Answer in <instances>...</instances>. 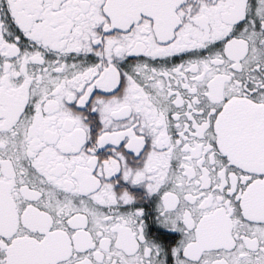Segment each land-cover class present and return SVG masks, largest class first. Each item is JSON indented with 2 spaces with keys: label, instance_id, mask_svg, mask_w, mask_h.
<instances>
[{
  "label": "snow or ice",
  "instance_id": "obj_1",
  "mask_svg": "<svg viewBox=\"0 0 264 264\" xmlns=\"http://www.w3.org/2000/svg\"><path fill=\"white\" fill-rule=\"evenodd\" d=\"M0 264H264V0H0Z\"/></svg>",
  "mask_w": 264,
  "mask_h": 264
}]
</instances>
